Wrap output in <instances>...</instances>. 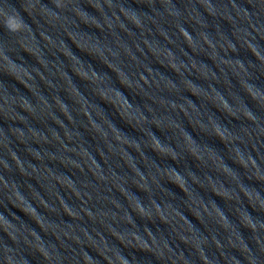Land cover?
<instances>
[{
    "label": "clouds",
    "instance_id": "9594fccd",
    "mask_svg": "<svg viewBox=\"0 0 264 264\" xmlns=\"http://www.w3.org/2000/svg\"><path fill=\"white\" fill-rule=\"evenodd\" d=\"M55 7L56 8H60L62 7V3L60 2V0H55V3H54ZM29 7H32L31 5H29ZM29 7H25V11H28L29 14H31V12L29 11ZM0 14H3L6 16V19H5V22H4V27L16 34V33H24L27 29L30 28V25H28L23 17L21 16L20 12L19 11H16L14 10L12 14H7V13H3L2 10H0ZM132 21L138 26L139 25V20L136 19L135 16H133L132 18ZM180 32H181V35L186 39V42L190 45L191 44V37L189 36V34L187 33L186 30L184 29H180ZM261 40H264V37H261ZM25 48V47H24ZM25 51H28L27 48H25ZM248 51H250L252 53L253 56L256 57V60H260V53L258 52V49L255 48V47H252L251 44L248 45ZM4 58L5 59H8L9 58V55L6 53H4ZM261 62H264V60H261ZM123 83V82H122ZM251 98L253 100L256 99V96L254 94H251ZM104 98V97H102ZM225 108H227V104L224 105ZM247 115V114H246ZM216 134L217 136H219V138L223 141V134L220 133L219 129L217 128L216 129ZM153 151H156V152H159L161 154H163V151L161 149V146L159 143H156L154 144L153 146ZM172 159H176L174 156L171 157ZM239 165L242 166V167H247V165L244 163L243 160H240L238 161ZM253 166H255V162H253ZM176 177L178 178V180L182 181L181 180V176L178 174V173H175ZM169 181L176 184V186L182 191V192H185V194L187 195L186 191H185V187H184V182L182 181V183H178L177 180H173L171 177L169 178ZM218 195V194H217ZM19 208V207H17ZM21 209L22 211H25L27 212L25 209H22V208H19ZM136 209L138 210V212L140 213L141 216H144L146 215L145 214V210L144 208L137 204L136 205ZM157 213L160 212V209L157 208ZM191 211V210H189ZM150 219V218H149ZM161 220H163V218L161 217ZM246 227H249L250 229L254 230L255 229V225L252 224L250 221L245 225ZM122 242V241H121ZM123 243V242H122ZM120 259V264H126V261L122 258H118ZM85 264H87V258H85ZM108 264H113V262L111 260H108Z\"/></svg>",
    "mask_w": 264,
    "mask_h": 264
}]
</instances>
